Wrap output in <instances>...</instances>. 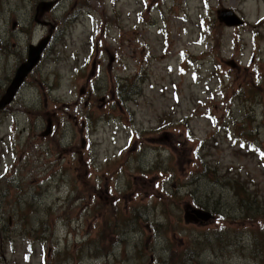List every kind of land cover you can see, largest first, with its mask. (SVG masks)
Listing matches in <instances>:
<instances>
[{"label":"rangeland","instance_id":"rangeland-1","mask_svg":"<svg viewBox=\"0 0 264 264\" xmlns=\"http://www.w3.org/2000/svg\"><path fill=\"white\" fill-rule=\"evenodd\" d=\"M48 35L0 108V264H264V0H0V98Z\"/></svg>","mask_w":264,"mask_h":264},{"label":"water","instance_id":"water-1","mask_svg":"<svg viewBox=\"0 0 264 264\" xmlns=\"http://www.w3.org/2000/svg\"><path fill=\"white\" fill-rule=\"evenodd\" d=\"M217 17L219 18V20L222 21V23L227 26H236L244 24V20L234 10L230 8H222L217 10ZM49 38L50 36L48 35L44 39L38 41L37 44L29 45L26 60L19 65L10 85L7 87L4 94L0 98V108L9 104L14 99L17 90L19 89V86L23 82L25 76L38 63L41 53ZM185 210V219L192 220L194 222L198 221L199 219H208L213 215L211 212H206L202 208L188 207Z\"/></svg>","mask_w":264,"mask_h":264},{"label":"trees","instance_id":"trees-1","mask_svg":"<svg viewBox=\"0 0 264 264\" xmlns=\"http://www.w3.org/2000/svg\"><path fill=\"white\" fill-rule=\"evenodd\" d=\"M115 225H116V224H115V221H113V222H112V227L115 226ZM108 252H109L108 249H105V250H103V251L100 250V251H99V254H100V253L105 254V253H108Z\"/></svg>","mask_w":264,"mask_h":264}]
</instances>
